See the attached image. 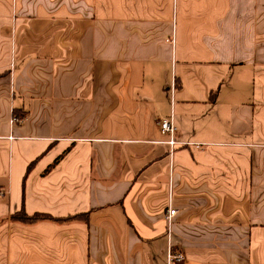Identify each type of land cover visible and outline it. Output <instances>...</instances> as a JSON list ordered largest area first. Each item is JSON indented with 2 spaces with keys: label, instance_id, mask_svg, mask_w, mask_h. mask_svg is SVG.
<instances>
[{
  "label": "crops",
  "instance_id": "0c3cea01",
  "mask_svg": "<svg viewBox=\"0 0 264 264\" xmlns=\"http://www.w3.org/2000/svg\"><path fill=\"white\" fill-rule=\"evenodd\" d=\"M170 249L264 264V0H0V264Z\"/></svg>",
  "mask_w": 264,
  "mask_h": 264
},
{
  "label": "built area",
  "instance_id": "2783aa9c",
  "mask_svg": "<svg viewBox=\"0 0 264 264\" xmlns=\"http://www.w3.org/2000/svg\"><path fill=\"white\" fill-rule=\"evenodd\" d=\"M160 131L163 136L167 138L165 144L169 147L170 156H173L175 151L180 146L187 145L186 143H181L178 140V128L175 125L174 119L171 116L168 119L161 120L159 123ZM177 214V211L173 208L171 202L168 207L167 213L165 215L166 223L168 224V236L171 237L172 235V225L175 219V216ZM184 255L181 253L173 254L171 253V249L168 254V264L173 263H181L184 261Z\"/></svg>",
  "mask_w": 264,
  "mask_h": 264
},
{
  "label": "trees",
  "instance_id": "16d2710c",
  "mask_svg": "<svg viewBox=\"0 0 264 264\" xmlns=\"http://www.w3.org/2000/svg\"><path fill=\"white\" fill-rule=\"evenodd\" d=\"M13 219L18 222H22L24 224H34L40 221H54L50 215L47 214H35L33 216H28L24 211L17 213L13 216Z\"/></svg>",
  "mask_w": 264,
  "mask_h": 264
}]
</instances>
